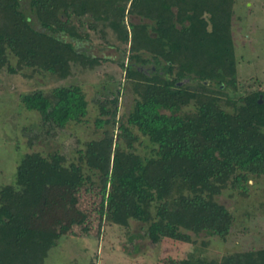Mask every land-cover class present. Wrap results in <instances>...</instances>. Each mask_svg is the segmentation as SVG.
Returning a JSON list of instances; mask_svg holds the SVG:
<instances>
[{
  "label": "trees",
  "instance_id": "1",
  "mask_svg": "<svg viewBox=\"0 0 264 264\" xmlns=\"http://www.w3.org/2000/svg\"><path fill=\"white\" fill-rule=\"evenodd\" d=\"M232 5L233 0H29L33 14L28 15L19 0H0V68L11 72L29 67L60 79L70 74L72 63L99 65L109 58L78 49L89 39L79 28L84 17L92 19L88 29L97 30L99 22L110 28L123 47L124 78L137 95L127 124L155 145L150 157L130 151L136 136L121 123L118 137L125 147L116 142L112 148L111 138L93 158L81 153L79 162L66 165L59 152L25 153L14 182L0 188V264H44L61 234L22 226V215L37 187H80L90 181L82 163L99 173L100 217L122 226L129 218L148 222L153 243L162 237L192 242L183 230L219 237L229 233L232 215L215 196L229 183L264 175V103L259 102L264 93L250 94L233 111L221 105L223 89L236 82ZM128 14L152 24L128 22ZM9 53L16 58L15 68L8 64ZM185 80L196 84H178ZM21 99L49 126L78 122L87 114L78 85L33 90ZM117 102L116 95L113 126ZM225 102L232 104L229 97ZM188 105L192 110L179 115ZM191 264H264V248L226 254L219 261L196 257Z\"/></svg>",
  "mask_w": 264,
  "mask_h": 264
},
{
  "label": "rangeland",
  "instance_id": "2",
  "mask_svg": "<svg viewBox=\"0 0 264 264\" xmlns=\"http://www.w3.org/2000/svg\"><path fill=\"white\" fill-rule=\"evenodd\" d=\"M19 1L24 12L32 15L29 0ZM31 20L37 26L34 15ZM83 20L85 25L79 29L89 39L76 47L108 60H101L91 68L72 63L70 74L60 79L29 67L15 72L9 71L8 66L0 68V188L14 182L16 166L25 153L59 152L68 165L79 162L81 153L85 159L97 156L106 150L111 138L112 148L116 142L125 147L124 140L118 137L117 127L121 123L130 127L136 136L129 150L141 157L153 155L155 145L126 121L137 95L119 65L123 47L110 28L99 22L97 30L88 29L87 23L92 19L84 17ZM126 20L152 24L151 20L135 14H128ZM230 40L236 82L223 89L226 95L222 96L221 105L227 111L243 105L254 92L264 93V0H233ZM8 64L16 67V58L10 53ZM182 83L196 84L193 80L178 84ZM68 85L80 86L87 100V114L81 121L49 126L42 122L38 111L29 110L22 103L21 97L26 92H47L53 87ZM116 95L118 111L113 126L111 111ZM226 97L231 98V105L225 102ZM191 110L188 105L178 114ZM82 168L90 181L80 187L39 186L32 204L22 215V226L61 234L57 244L48 251L44 264H191L196 257L219 261L226 254L264 248V175H248L239 184L229 183L215 196L233 218L225 237L183 230L192 242L162 237L153 243L147 236L148 222L129 218L128 224L122 226L100 217L99 173L85 163Z\"/></svg>",
  "mask_w": 264,
  "mask_h": 264
},
{
  "label": "water",
  "instance_id": "3",
  "mask_svg": "<svg viewBox=\"0 0 264 264\" xmlns=\"http://www.w3.org/2000/svg\"><path fill=\"white\" fill-rule=\"evenodd\" d=\"M262 100H261V98L259 99V102H261Z\"/></svg>",
  "mask_w": 264,
  "mask_h": 264
}]
</instances>
